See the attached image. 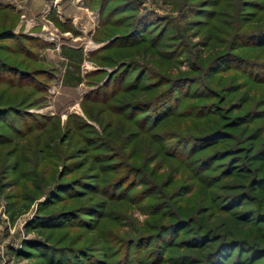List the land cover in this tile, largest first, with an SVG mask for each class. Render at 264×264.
<instances>
[{
	"label": "rangeland",
	"instance_id": "374dc122",
	"mask_svg": "<svg viewBox=\"0 0 264 264\" xmlns=\"http://www.w3.org/2000/svg\"><path fill=\"white\" fill-rule=\"evenodd\" d=\"M263 44L264 0H0V264H150L209 251L156 248L169 212L241 241L216 244L227 253L209 264H264ZM237 146L258 150L240 161L250 169L227 170ZM130 163L143 185L117 193L110 180ZM233 184L254 199L220 213ZM244 210L255 222L229 215ZM181 227L168 242L188 236Z\"/></svg>",
	"mask_w": 264,
	"mask_h": 264
},
{
	"label": "trees",
	"instance_id": "16d2710c",
	"mask_svg": "<svg viewBox=\"0 0 264 264\" xmlns=\"http://www.w3.org/2000/svg\"><path fill=\"white\" fill-rule=\"evenodd\" d=\"M261 32L262 31H260V33ZM255 41H257L256 43H260L261 42V41H259V38H255ZM243 43H244V47H249L250 46L246 42H243ZM69 57H70V59L74 58L75 57L74 52L70 53ZM231 61H232V63H236L237 62L234 59L231 60ZM232 67L234 68V71H236V72L240 71V74L242 76H244L247 80L251 81L252 83L256 82L257 80H262V79L257 78L253 74L248 73L247 71H245L246 67L244 66V64L240 65V64L236 63V64H233ZM257 71L264 72V62H261L259 64ZM79 82H80V80L78 78H74L73 84H79ZM67 83H71V82H67ZM134 90L135 89H132V90H129L128 92L130 93V92H133ZM146 91H148V89H146ZM148 101H150V99ZM148 101L145 100L144 102L146 103ZM146 105L147 104L140 105V108L142 109L144 107H147V109H148L150 107V104H148V106H146ZM145 112H148V110H145ZM197 113L199 114L200 112H197ZM149 119L150 118H148V121L145 124L150 122L151 119L150 120ZM247 119H248V115L245 116V114H244L242 116L236 117L231 122L232 123H238V122H241V121L247 122ZM144 121H145V119H144ZM152 122H154V121H152ZM228 135L229 136L224 141L233 142V141H237L238 140V138H236L235 135H233V134H228ZM156 137L159 138L160 135L156 134ZM243 139H244V137L239 139V140L242 141ZM240 141H238V142H240ZM251 141H253V140H251ZM247 143L249 144L248 141H247ZM177 149L180 150L179 151V156L180 157H183V158L188 157V158H190V156H189L190 150H187L186 147L178 146ZM229 149H231V148H228V149L222 150V151H216V153H214V155H216L217 153H221V152H227V151H229ZM232 149H233V151H239V152L235 153L234 155L227 156L226 157V159H227L226 161L233 160V159H239V160H237V162H234L233 165L228 164L227 170L230 167H234V165H239V167L237 169L243 168V167L240 166L242 164V162H240V161L243 158H246L247 160H249V163L246 164V167H247V165H250L253 162V160L260 155L259 153H257L258 150L252 152L248 156H245L244 154L241 155V153H244V150L246 149V148H243L242 146H237V147L232 148ZM240 149H243V151L242 150L240 151ZM161 155L164 157L166 155V153H161ZM169 156H170L171 159L173 158V154H170ZM131 158H132V155H131V153H129L125 160L126 161H130ZM113 160H115V159L113 158ZM130 164H131L130 166L126 165L124 167V169L122 171H120V172H122V174H118V176H116V177H114V178H112L110 180V182H114V181L120 182L121 181L120 182L121 186H120V189L117 191V193L119 191H121V189H122L121 187H123V186L125 187V183L126 182L127 183L129 181L135 182L136 178H138L137 185L138 186L143 185V182L141 181L142 178H139L140 177V173L139 172L138 173H133V171L130 168H134L133 169L134 171H136L137 169L135 168V166L132 163H130ZM200 166L203 167L204 164H202ZM136 167L139 168L138 166H136ZM116 168L117 167H114V169H116ZM243 169H250V168H243ZM237 174L241 175V176L245 175L243 173V171H241V172H239ZM227 176H230V175H227ZM212 177H215V176H212ZM214 184H215V182L210 183L211 186H213ZM258 184L259 183L256 181V179L253 178V179H250V181L248 182V187H249V189H254V187L257 186ZM233 185H235V184H233ZM233 187H235V188H231V189L233 191H235V192L231 193L230 195L220 196V198L218 200L219 201L218 202V208H220L219 209L220 213L227 214L234 207H239V205L241 203H243L244 201L246 203V201L248 199H254L253 196H251L249 193L246 192V189L244 191H238L240 189V188H238L239 186L235 185ZM185 192L188 193V191H185ZM115 195H117V194H115ZM183 195H185V194H183ZM253 201L254 200H252L251 202L253 203ZM201 207H202L201 209H208L207 207H204V206H201ZM152 210H154V209H152ZM165 211H167V210H165ZM209 215H212V214L209 213ZM229 215H234V216L236 215L239 218L245 219V222L250 221L251 223H253L256 220L255 213L251 212L250 210H244V211H240V212L238 211V212H234L233 214H229ZM166 216L169 219H171L172 222H169V224H160L159 226L156 227V229H154V231L157 232V235H156V238H155L156 241H157L156 242L157 244L155 245L156 248L160 247V245L167 247V249L171 248V249H175V250L177 249V250H181V251L188 250V249L190 251H200V250H202V249H204L206 247H209V245H211V248H209V251H207L206 253L202 254V256H196V255H192V254H188V253L177 254L175 256L172 255V256H170L168 258H164V259L161 258V256H160V257H158V259L152 260V262H150V264H165V263L166 264H177L179 262H182V264H209V262L211 260L215 259L214 257H216L217 255H226V253H227V250H226V252L222 251L223 249H221L220 247H216L215 246L216 244L227 245L229 243H238V245H239L241 243V241H239V240H230V239H236V238L229 237L228 239H226L225 238L226 235H229V234H224V233H221V232H218L216 234H214V233L212 234V232H209V231H211V229H214V228H216L217 230H220L223 227V226L220 227V223L212 226V228L204 230L203 227H198V228L196 227L195 221H194V217L191 214L187 215L186 218H182L176 212H169ZM179 225H182V227L179 228L177 231H186L185 234L188 235V236L186 238H184V239H181L178 242H174V243L173 242L172 243L168 242L169 237L174 235L173 232H169V230L174 229L176 227H179ZM165 231H167V233ZM222 234L225 235V237L221 238ZM211 235H213V236H211ZM211 239H213V240H211ZM139 245H142V242L139 243ZM240 247H241V249H248L246 253H250L252 251L250 248H247L249 246L242 247L240 245ZM233 250H234V255H229L227 257L229 259V263L231 261L232 256H235L237 251L239 250V246H234ZM87 256H90V254H85L82 257H84L83 259H86ZM153 256H154V254H153ZM114 257H116V254H114ZM149 260H151V259L149 258ZM236 262H239V258L238 257L234 260V263H236ZM138 263H139V260L136 262V264H138ZM230 264H233V263H230Z\"/></svg>",
	"mask_w": 264,
	"mask_h": 264
}]
</instances>
